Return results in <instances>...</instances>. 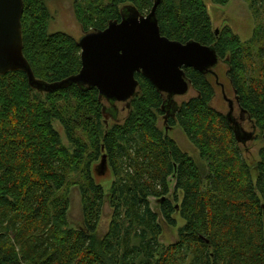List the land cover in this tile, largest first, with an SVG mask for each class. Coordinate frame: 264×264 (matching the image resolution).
<instances>
[{"label": "trees", "instance_id": "trees-1", "mask_svg": "<svg viewBox=\"0 0 264 264\" xmlns=\"http://www.w3.org/2000/svg\"><path fill=\"white\" fill-rule=\"evenodd\" d=\"M211 1L217 7L230 2ZM245 1L258 23L249 43L228 27L214 31L203 0H161L156 16L162 36L215 47L238 107L264 131V0ZM23 2L24 56L35 78L57 83L79 74L78 41L49 32L46 0ZM154 4L74 0L73 8L85 35L121 21L124 6L146 16ZM185 74L196 96L166 123L180 127L204 167L159 127L167 98L142 74L127 116L108 129L97 89L73 84L42 93L23 71L0 75V264H264V147L259 162L249 165L233 126L213 107L218 73L215 83L194 69ZM104 156L114 177L108 194L93 176ZM72 187L82 197L80 229L69 225ZM107 199L113 216L101 238ZM177 213L184 222L178 240L161 246L160 217L176 227Z\"/></svg>", "mask_w": 264, "mask_h": 264}, {"label": "water", "instance_id": "water-1", "mask_svg": "<svg viewBox=\"0 0 264 264\" xmlns=\"http://www.w3.org/2000/svg\"><path fill=\"white\" fill-rule=\"evenodd\" d=\"M160 2L155 0L146 16L133 6H124L121 21L110 22L103 31L83 35L78 41L82 60L80 73L61 82L46 83L35 78L24 56L23 0H0V75L23 71L31 87L42 93L73 84L87 90L97 89L100 100L111 107L104 109L107 121L109 117L116 118L117 103L130 108V101L138 95L136 74H142L166 95L169 109L165 117H174L178 109L175 98L186 95L191 89L185 70L216 76L214 69L219 57L214 46L195 41L183 44L162 36L156 16ZM229 108L225 117L233 126L237 141L245 145L253 139L254 133H247L234 119L232 101H229ZM102 162L106 163L105 156Z\"/></svg>", "mask_w": 264, "mask_h": 264}, {"label": "rangeland", "instance_id": "rangeland-1", "mask_svg": "<svg viewBox=\"0 0 264 264\" xmlns=\"http://www.w3.org/2000/svg\"><path fill=\"white\" fill-rule=\"evenodd\" d=\"M203 1L207 6L214 31H221L228 27L240 38L243 43H249L252 39L254 31L258 27V23L253 16L249 3L245 0H230L227 6L217 7L212 4L211 0ZM46 4L51 15L49 32L51 34L57 32L66 33L79 41L83 37L84 32L75 18L73 8L74 0H46ZM214 71L216 74L218 73L219 76L217 78V84L215 85L216 96L213 101V107L222 112L224 115H227L230 111L229 101L233 102L234 119L241 124L247 133H254L252 140H248L245 145L241 144L244 159L249 165L254 166L259 162V153L264 147V131L255 130L254 125L238 107L234 90L232 89L226 76L227 66L224 63H220L215 67ZM210 79L213 83L216 82L214 76L211 75ZM195 96L196 92L191 88L186 95L176 97L175 102L178 105H181ZM106 107L108 108L110 105L106 103ZM116 107L118 109V118L117 120L116 118L113 120L109 117V119L105 122V127L107 129L112 127L114 123H117L118 120L123 121L128 114V109L124 104L117 103ZM54 127L60 132L63 144L71 149L61 126L56 122ZM159 127L167 133L169 137L177 142L183 152L192 157V159H194L200 167H204L205 164L201 161L198 150L189 142L180 127H168L163 117L159 118ZM93 176L96 182L103 186L105 193L108 194L114 182V177L108 163H103L102 160L97 162L93 166ZM169 181L172 193L175 182L172 178H170ZM69 198V225L72 229H80L84 223L80 190L77 187H72L69 191ZM150 205L152 210L160 215L159 201L151 198ZM112 216L113 210L110 207L109 200L107 199L103 207V214L98 228L99 237L102 238L108 233ZM175 218L177 220V226L170 227L164 222L162 217H160V225L162 227V235L160 237L161 246H168L178 240L179 230L184 226V222L181 220L178 213L175 215Z\"/></svg>", "mask_w": 264, "mask_h": 264}, {"label": "flooded vegetation", "instance_id": "flooded-vegetation-1", "mask_svg": "<svg viewBox=\"0 0 264 264\" xmlns=\"http://www.w3.org/2000/svg\"><path fill=\"white\" fill-rule=\"evenodd\" d=\"M210 75L213 76V74H210ZM243 114H244V113H243ZM244 115H245V114H244ZM164 120H165V122H167L168 119H167L166 117H164Z\"/></svg>", "mask_w": 264, "mask_h": 264}]
</instances>
